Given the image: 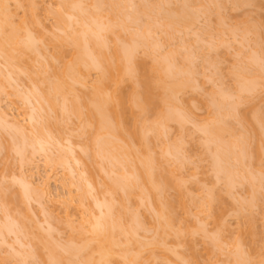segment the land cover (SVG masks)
<instances>
[{"label": "bare ground", "instance_id": "obj_1", "mask_svg": "<svg viewBox=\"0 0 264 264\" xmlns=\"http://www.w3.org/2000/svg\"><path fill=\"white\" fill-rule=\"evenodd\" d=\"M46 1L0 0V64L2 65L0 66L5 67L4 73L6 71L5 75L3 71H0V94L11 89L13 92L10 90V93L7 91L5 94L8 97L11 92L14 93V90L16 92L22 83V86L26 85V90L24 89L26 92L21 94L22 91L19 89L25 88L21 86L18 89L21 92L17 91V94L13 95L20 96L24 105L29 106L30 113L29 109L27 110L28 114L27 111L25 112V116L28 115L26 122L28 121V125L32 129L34 128L32 130L29 126L23 125L26 129L18 117L11 119L9 115L0 112V130L11 129L8 131L11 132L10 135L13 133L14 139L11 137L9 140L11 143L13 141L15 146L12 152L15 151L14 153L18 154L15 155L20 158L21 165L24 163L33 165L32 158L35 155H44L49 160L51 147L59 148L60 152L63 151L62 155L66 153L65 156H62L58 152L59 157L51 158L53 160L51 164L62 165L66 170H69L71 181L66 185L69 188L66 208L74 207L80 216L76 220L75 216L66 212L64 218L54 217L60 222L62 228L66 227L70 231L67 243H63L66 245L61 243L64 248L59 246L61 251L58 250L60 243L54 241L56 237L49 241V239L42 238L43 235L40 237L39 233L33 232L34 228L29 226L32 218L29 219L30 216L27 213L29 205L26 206V202L32 198L34 202L41 203V200H44L49 194L48 184H45L44 188H36L30 179L31 176L28 177L26 173H21L20 182L24 192L21 191V198L18 195L15 197L18 202H15L12 197L15 204L19 203L17 206L22 205V211L21 207L13 208L12 206L13 210L21 211L20 219L19 213L17 212L18 218H14L15 210L9 208L14 216L9 212L5 215L6 207L9 206L5 207L4 222L0 223V233H2L0 234L2 241L0 244L5 243L4 237L7 234H12L11 232L17 229L15 234L23 233L21 235L30 241V243L27 242L29 243L27 245L34 249L28 247V257L24 254L26 252L22 253L27 258L17 250V255H13V257L19 263L15 259L14 262L28 264L31 262V260L30 262L27 260L29 257L35 259V255H39L40 258H37L43 261L40 264H264V234L260 239L261 233L258 232L255 219L250 218L252 212L248 210L251 209H245L248 207L246 204L249 201L251 207L257 205L260 208L264 204V193L261 190L262 187L264 188V165L261 166V162L264 164V111L261 110V112L258 111V108H256L257 110L253 108L254 111L243 113V117L238 112L240 105L250 102V98L246 94L249 93L250 96V92L255 91L258 87L264 88V78L260 75L261 72H258L261 68H256L259 59L264 60V58L259 57L255 60L254 56L257 57V55L255 52L252 54L253 50H250L244 56L249 61L244 59L241 64L238 63L237 70L233 65L234 70L231 71L233 68L229 70L231 78H233L232 83H234L231 93L226 94L225 90L223 93L222 90H219L220 88L215 90L211 87L212 92L208 90L201 94L205 97V101L203 98L202 102L187 100L185 103V94L198 90L195 80L198 75L194 77L197 64L194 62L195 58L191 57L192 52L188 51L189 48L186 50L188 46L183 50L185 54L182 53V50L178 52L185 46H183L184 38H182L183 40L178 38L180 46L177 47L178 51H176V46L172 50L169 45V41L175 39L177 33L187 35L192 30V26L198 22L196 21L198 14L204 8L205 11H213L211 15L217 13V18L215 16L217 22L215 21L216 24H214L217 31L213 28L214 35L211 37L218 38V41L215 39L216 41L212 40V42H218L219 45L213 43L216 44L213 49L217 50V46L221 45L228 47L229 41L225 39L224 35L228 33L233 35L232 38L235 36L234 31L231 32L233 24L231 23L232 27L229 30V27L226 28L229 24L223 23L224 18L219 17L222 16V12L219 15L218 8L223 6V2L221 3V0H204L201 4L203 1L201 0L199 4L200 0H193L197 2H193L192 6L189 4L190 1L182 0L179 4L181 6L177 4L178 8H175L176 5L173 3L175 7L171 8L169 6L172 5L171 0H164L163 4L168 7L164 11L162 0H159L160 3L155 0L156 5L160 4L161 6V8L156 7L155 9L158 8L162 11L157 13L158 18L160 13L162 15L160 14L159 20L156 17L153 23L148 15L154 17L157 14L153 16L155 12L152 14L148 11L151 10V6L147 5L150 2L146 3L147 0L143 2L147 7L140 5L142 4L141 0H51L54 2L55 8L49 7L44 10L46 16L52 17L54 20V25L49 30L45 25L46 19L42 18L39 13L40 5ZM257 3L258 0H227L226 6L229 4L230 7H227L231 10L253 6L256 10ZM133 4L136 7L132 6ZM129 10L132 13H129ZM204 10L202 13L208 15ZM142 16L148 17L146 26H144L146 18ZM156 20L160 22L157 23ZM138 21H143L144 24L140 25L141 22L138 24ZM249 22L248 19L247 23ZM130 23H135L136 26L133 25L138 27L135 33L129 31ZM156 24L160 26L158 28L162 29L160 32L165 35L163 41L169 42L170 48H168L170 51L165 50L169 51L166 53L161 50L162 53L158 56L155 55V51L160 52L162 44L161 41L158 42L159 40L155 41L156 36L154 38ZM239 24H237L238 27ZM235 25L236 21L233 28V30L236 28V32H242L245 36L249 33L251 36L256 34V38H260V33L257 34L260 23L258 25L255 23L256 26L252 23V27H245L246 25L243 24L242 30H238L239 28ZM124 33H128L127 38H123ZM242 34L240 33V35ZM189 36L191 35L189 34ZM255 40H252L255 42L253 45H264L263 41L262 44L258 39V43ZM179 53L184 55L181 54L180 57ZM176 57H180L181 61L178 62ZM242 62L246 63L243 68L239 66L243 64ZM93 77L94 79H92ZM15 83L16 85L19 83V87H16ZM203 91L198 90L197 92ZM198 95L200 94L197 93ZM190 106L204 110L205 114L194 115V108L191 111ZM42 113H45V118ZM233 123L241 127L240 132L238 128L236 130ZM71 124H74L75 128H72L74 126ZM188 124L200 135L201 140L197 142L201 143V147L203 146V156L210 158L208 163L211 165L209 164L208 168L211 170V175L213 174V183L221 182V185L222 183L224 185V189L223 185L221 186V192L224 191L226 195L231 194L232 196L233 187L237 185L249 186L250 200L247 197L249 201H243L245 206L240 203L245 207L244 209L239 208L236 209L237 211L234 209V212L231 210L232 214L229 211L225 212L222 206L214 209L212 204L217 198L215 196L220 192L216 195L212 194L213 188L211 189V187H207L208 195L204 193L206 199L200 197L204 199L201 201L202 203L199 201L197 203L196 196L190 193L186 184L187 182L193 183L194 181L191 180H195L198 173L193 172L186 177L180 175L184 162L181 165L179 163L181 160L189 161L190 157L184 158L188 155L185 150L186 155L182 154L181 156L182 143L175 141L176 139L172 142L175 141L174 145L167 142L170 139L167 136L171 126H175L182 133ZM28 130L30 131L28 132ZM74 132L77 135L75 137L85 139L81 150L87 156V160L84 159L89 164L87 167L91 169V171L88 170L90 173L88 178L82 177L86 170L79 171L78 169L76 173L80 172V174H77L79 179L76 185L73 181L74 165H78L80 162L77 158L70 159L72 158L70 155H74V148L80 143L73 144ZM15 135L18 136V139L20 138V141L17 140L20 143H14L17 139ZM11 145L5 148H12L9 147ZM9 150L11 152V149ZM6 152L8 153L7 150ZM177 154L183 158L181 160L175 158L178 157ZM177 159L180 161L178 162ZM50 160L49 162H51ZM252 160L257 162V167H254L256 164ZM173 161L178 164L173 165ZM251 161L255 165L250 172L247 165L252 167ZM102 163L106 164L105 169V164L102 166ZM99 173H102L106 178L105 182H102L101 178L102 186L100 181L95 179L96 174ZM197 181V185L204 182L203 179ZM107 182L109 184L106 185ZM73 187L77 192V196L74 194L75 197H73ZM199 188H201L199 190L203 189L202 186ZM197 199H199L198 196ZM238 206L235 207L238 208ZM141 207L142 211L146 209L145 213H150L153 221L143 222L144 220L141 218L143 216L139 211ZM25 210L27 215L24 213ZM43 211H47V209L43 207ZM246 211L251 215L250 213L247 215ZM178 213L181 218L178 217ZM25 215L29 217L27 218ZM201 215L204 216L203 220H200L199 216ZM229 215H233L239 222L242 220L244 223L243 228H238L237 233L232 235L234 237H228L226 240L223 234L230 232L226 220ZM6 216H11L12 224L11 221H8L10 218L8 219ZM21 216L29 219V222L25 219L20 224L25 227L16 224L17 227L15 226L16 229H14V221L16 223H20L19 220L23 221ZM193 216L196 221L192 225L190 218ZM262 219L264 220V217ZM208 220L213 225L211 231L207 227ZM24 223H28V225L26 226ZM35 226L38 228L37 225ZM22 227L23 229H32L27 231L29 237H27L28 234L24 236L26 232L24 234L25 230ZM47 227L50 228L49 225ZM3 229H5L6 235L3 234ZM48 229L44 228V231L50 232ZM50 233L49 236H51ZM147 233L152 234L150 239H146L148 238L146 235H149ZM36 237L43 241L39 242L38 239H35ZM199 237L205 241L203 254L198 253L196 249V239ZM30 238L36 241L33 242ZM44 239L50 243L44 242ZM247 243L250 245L249 247H247ZM56 244L57 246H55ZM23 248L21 247V249ZM215 256L218 258L225 256L227 259H224L225 263H223V259H220V263L216 259L217 262H213L212 259ZM21 258L24 260L20 262Z\"/></svg>", "mask_w": 264, "mask_h": 264}, {"label": "rangeland", "instance_id": "obj_2", "mask_svg": "<svg viewBox=\"0 0 264 264\" xmlns=\"http://www.w3.org/2000/svg\"><path fill=\"white\" fill-rule=\"evenodd\" d=\"M138 1H140V0H138ZM148 1H150L151 2V4H149L150 2H148ZM164 0H162L161 1V3H162V9H164V11H165V9H168V7L167 6H165L163 3ZM170 1V0H169ZM168 1V2H169ZM181 1L182 0H171L170 1V3H172V5H169L171 8L172 7H175V5H176V7L175 8H178V6H181V5H179V4H181ZM190 1V2H189ZM192 1V2H191ZM225 1V2H224ZM142 4H140L141 6L143 5V6H145V7H147V5H149V7L151 8V10H148V9H150V8H148L147 10L149 11V12H151L152 14H153V16L154 15H156L157 13H159L161 10H159L158 8H161V6H160V4L159 5H156L158 2H159V0H158V2H157V0H156V2H155V0H147L146 1V3L148 2V4L147 5H145L143 2H145V0L144 1H140ZM188 2H189V4H191L192 6H193V2H197V1H193V0H188ZM199 2H201V0L200 1H198V3ZM203 2H204V0L201 2V4H203ZM221 3L223 2V6H221V8H218V12H219V15H220V13H221V15L222 16H219V17H221L223 20V23H227V27L226 28H228L229 27V30H231V32L232 31H234V38H232V36L233 35H229L228 33H226V35H224V36H226L225 37V39L227 40V41H229V45L231 46H229L228 45V47L227 46H225V45H223V46H225V47H223L222 45L221 46H217L218 48H217V50L216 49H213V47H214V45H216V44H213V43H217V45H219L218 44V42H212V40H214V41H216L218 38H214L213 39V37H211V35H214V31L212 32V29L214 28V26H215V28H217L216 27V25H214V24H216V19H215V16L217 15V13H216V11H214L216 14H213L214 15V17H213V15H211V12L213 13V11H208V10H204V8L201 10V12L198 14L199 16H198V18H197V20L196 21H198V22H195L196 24L195 25H193L192 26V30L187 34V35H183V34H181V35H179L180 33H177V35L175 36V39H172V40H170L169 42H164L163 41V39H164V37H165V35L164 34H162L160 31H162V29H160V28H158V27H160L159 25L157 26V24L155 25V27H157V29L155 28V27H153V28H155L156 29V31H154L155 32V34H154V38H155V36H156V39H155V41H158V42H160L161 41V44H162V46H161V48H160V52L157 50V51H155V55L156 56H158V54L160 55L162 52H161V50H163L164 52L163 53H166V52H169L170 50V48H169V46H168V43H169V45H170V47H171V49L174 47V46H176V51H178V48L177 47H180L179 46V39H181V40H183L182 38H184V41L185 42H183V48L182 49H179V51L178 52H180V50H182V53H184L185 54V52H183V50H184V48H186L187 46V48H186V50L189 48V50L188 51H191L192 52V56L191 57H194L193 59H194V62H195V64H197L196 65V71L194 70V77L195 76H197V77H195V80H196V84H197V86H198V90L199 91H203V92H197L198 90H196V92H194V93H186L185 94V98H186V100H185V103H187L186 101L187 100H189L190 102H195V101H197V102H202L203 101V98H204V101H205V97H203L201 94H203L204 92H207L208 90H209V92H210V90H211V92H212V89H215V90H217V88H220L219 90H222L223 91V93L225 92V91H227L226 92V94L227 93H231L232 91H233V86H234V83H232V80H233V78H231L232 76H231V73H230V69H232L231 71H233L234 70V67L236 68L237 66L236 65H238V63L239 64H241V61H244V59H245V61H249V60H246V58H244V56L246 55V54H248L247 52H250V50L253 52L252 54H254V52H255V55H257V57H255L254 56V58H255V60H256V58H264V56H262L263 54H264V45H262L261 46V44L259 45L260 47H262V48H260L258 45H256V46H258V48H260V50H258V48L257 49H255V45H253V43L255 44V42H253L252 40H255V38H256V34H254V32H252L253 34V36H255L254 38H253V36H251V33H249V34H246L247 36H245L244 34H242V32H240L242 35H244V36H242V35H240V33H238V32H236L235 30H236V28L233 30V28H234V23H235V21H236V27H238V25L237 24H239V29L238 30H242V28H243V24H245L244 26L245 27H252V23H254V25H255V23L258 25V23H260V26L258 25V31H257V34H259L260 33V38H256V40L255 41H257V39L259 40V42L260 43H262V41L264 42V0H258V3H257V6L258 7H255L256 8V10H254V8H253V6H251V8H249V7H243V8H239V9H236V10H231L230 8L228 9V7L227 6H229L230 7V5L229 4H227V6H226V3H227V0H221L220 1ZM133 3H134V1H133ZM160 3V2H159ZM173 3H175V5L173 4ZM197 3V4H198ZM135 4L136 5H138L136 2H135ZM135 4H133L132 6H134ZM177 4H178V6H177ZM196 4V3H195ZM195 4H194V6H195ZM200 4V3H199ZM198 4V6H200ZM205 4H206V1H205ZM136 5H135V7H136ZM140 5H138V6H140ZM156 5V6H155ZM174 5V6H173ZM152 6H154V7H152ZM160 6V7H159ZM165 6V7H164ZM210 6V5H209ZM55 8V4H54V2H52L51 0L49 1V0H47L44 4H41L40 5V9H39V13H40V15H41V17L42 18H45L46 20H45V25H46V27L50 30L52 27H53V25H54V20H53V18L52 17H49V16H46V14H45V9L46 8ZM134 7V9H137V8H135ZM156 7H158L157 8V10L155 9ZM169 7V9H171ZM211 7V6H210ZM209 7V8H210ZM213 7H215V6H213ZM152 8H154V9H152ZM130 9V8H129ZM138 9H139V7H138ZM174 9V8H173ZM172 9V10H173ZM211 9V8H210ZM215 9H216V7H215ZM214 9V10H215ZM221 9V10H220ZM252 9V10H251ZM131 10H132V7H131ZM203 10H204V12H206V13H208V15L207 14H204V13H202L203 12ZM212 10V9H211ZM247 10H249V11H247ZM134 11V10H133ZM132 13V11H130L129 10V13ZM149 12H148V14H149ZM162 12V11H161ZM254 13V14H253ZM151 14V15H152ZM161 15H162V13H160ZM159 14V16L161 17V15ZM142 17H145V16H142ZM148 17H150L151 18V21H153V23H154V19H156V17H157V20H159V18H158V14L156 15V16H154V17H151L150 15H148ZM148 17H145L146 19H145V24H144V22L143 21H138L137 23L139 24L140 22H141V24L140 25H142V24H144V26H146L147 24H146V22L148 21L147 19H148ZM210 17V18H209ZM149 18V19H150ZM153 18V19H152ZM216 18H217V16H216ZM204 19V20H203ZM248 19H249V23L251 24H249V23H247L248 22ZM142 20H144V19H142ZM156 20V21H157ZM161 20V19H160ZM244 20H246L247 22H245ZM216 21V22H215ZM158 22H160V21H157V23ZM209 22H210V24H209ZM239 22V23H238ZM242 22V23H241ZM148 23V22H147ZM231 23L233 24V28H231L232 26H231ZM135 25V23H130V27H129V31L131 32V33H135L136 31H137V28L134 26ZM137 24V25H138ZM249 24V25H248ZM206 25V26H205ZM241 25V26H240ZM261 25H263V26H261ZM134 28H133V27ZM139 26V25H138ZM208 26V27H207ZM212 26V27H211ZM225 26V25H224ZM256 26V25H255ZM255 26H253V27H255ZM213 29V30H215V31H217L216 29ZM231 28V29H230ZM241 28V29H240ZM257 28V27H256ZM159 29V30H158ZM209 29V30H208ZM154 30V29H153ZM198 30V31H197ZM228 30V29H227ZM237 30V31H238ZM129 31H128V33H129ZM159 31V32H158ZM207 31H209V32H207ZM210 31H211V33H213V34H211L210 33ZM127 33V34H128ZM158 33H159V35H158ZM205 33V34H204ZM233 33V32H232ZM238 33V34H237ZM127 34L126 33H124V37L123 38H127L128 36H127ZM189 34L191 35V36H189ZM228 34V35H227ZM158 35V36H157ZM210 35V36H209ZM127 36V37H126ZM164 36V37H163ZM224 36H223V38H224ZM230 36V37H229ZM198 37V38H197ZM210 37V38H209ZM215 37V36H214ZM241 37V38H240ZM251 37V38H250ZM179 38V39H178ZM194 38V39H193ZM206 38V39H205ZM190 39H191V41H190ZM192 39H193V41H192ZM196 39H198L197 41H196ZM216 39V40H215ZM224 39V40H225ZM230 39V40H229ZM241 39H242V42L240 43V41H241ZM165 40V39H164ZM207 40H208V42H207ZM231 40H233V41H231ZM209 41H211V42H209ZM218 41V40H217ZM178 42V43H177ZM182 42V41H181ZM226 42V41H225ZM176 45H175V44ZM185 43V44H184ZM206 43V44H205ZM209 43H212V44H210L209 45ZM256 43H258V41L256 42ZM160 44V45H161ZM193 44V45H192ZM202 44V45H201ZM227 44V43H226ZM243 44V45H242ZM263 44V43H262ZM178 45V46H177ZM181 45V44H180ZM213 45V46H212ZM238 45V46H237ZM167 46V47H166ZM197 46V47H196ZM199 46V47H198ZM201 46H203V47H201ZM207 46V47H206ZM165 47V48H164ZM254 47V48H253ZM169 48V49H168ZM175 48V47H174ZM196 48V49H195ZM211 48V49H210ZM215 48H216V46H215ZM228 48V49H227ZM237 50H235V49ZM159 49V48H158ZM169 50V51H165V50ZM204 49V50H203ZM239 49H242V50H240L239 51ZM255 49V50H254ZM173 50V49H172ZM194 50V51H193ZM196 50V51H195ZM258 51V53H257V51ZM209 51H210V53H209ZM212 51V52H211ZM227 51V52H226ZM234 51H236V52H234ZM191 52H189V53H191ZM238 52H241V53H239L238 54ZM181 53V54H182ZM186 53H188V52H186ZM194 53V54H193ZM236 53V54H235ZM246 53V54H245ZM257 53V54H256ZM259 53H260V55H259ZM181 54L179 53V55H180V57H181ZM184 54H182V55H184ZM178 55V56H179ZM207 55V56H206ZM238 55V56H237ZM259 55V56H258ZM249 56H250V53H249ZM179 57V58H180ZM200 57V58H199ZM247 57V56H246ZM178 57H176V59L178 60V62H179V60L181 61V59H179ZM203 58V59H202ZM237 58V59H236ZM216 60V61H215ZM219 60V61H218ZM209 61V62H208ZM258 61V60H257ZM177 62V63H178ZM217 63V64H216ZM235 63V64H234ZM237 63V64H236ZM243 63V62H242ZM259 63H260V66H259ZM179 64H182V63H179ZM208 64V65H207ZM222 64V65H221ZM246 63H243L242 65H239L241 68H243L244 67V65H245ZM1 65V64H0ZM186 65H187V63H186ZM205 65V66H204ZM233 65H234V67H233ZM2 66V65H1ZM0 66V68H1V70L0 71H3V73H4V70H5V67H1ZM188 66V65H187ZM220 66V67H219ZM230 66H231V68H230ZM186 67V66H185ZM204 67V68H203ZM214 67V68H213ZM195 68V67H194ZM201 68V69H200ZM238 68V67H237ZM237 68H236V70H237ZM256 68H261L260 70H258V72L260 73V75L264 78V60L262 59V60H260L259 59V61H258V66H256ZM213 70V71H212ZM235 70V71H236ZM197 74H196V73ZM216 72V73H215ZM5 73H6V71H5ZM5 73H4V75H5ZM202 75H201V74ZM196 74V75H195ZM200 74V75H199ZM215 75V76H214ZM203 76V77H202ZM229 76V77H228ZM210 77V78H209ZM203 78V79H202ZM212 78V79H211ZM92 79H94V77L92 78ZM217 80V81H216ZM222 84H220V83ZM21 83V82H20ZM219 83V84H218ZM19 84V83H18ZM18 84L16 85V83H15V86L17 87L18 86ZM23 84V83H22ZM22 84L20 85V87L19 88H21V86H22ZM24 84H25V82H24ZM218 85H220V86H218ZM26 86V85H25ZM24 85L22 86V88L23 87H25ZM28 86V85H27ZM213 86H214V88H213ZM226 86H227V88H226ZM15 87V88H16ZM211 87H212V89H211ZM19 88H17V90H16V92L18 91V92H21V94L23 93V92H26V91H24V89L26 90V87L25 88H23V90L22 89H19ZM230 88V89H229ZM7 89H9V88H7ZM6 89V90H7ZM21 90V91H19V90ZM11 89H9V91H10ZM225 90V91H224ZM8 91V90H7ZM7 91L4 93V94H0V98L2 99H0V112H2V113H5V114H7V115H9L10 116V118L12 119L13 117H18V119L20 120V122H21V124H22V126L24 125V126H26V127H30V125H28L29 123H28V121L26 122V119H27V114H28V111H29V113H30V108H28L29 106H27V104L26 105H24V102L22 101V98L20 97V96H14L15 94H17L16 92H15V90H14V93H12L11 92V94H12V96H11V94H10V96H8L7 97V95H5L6 93H7ZM8 91V93H10ZM234 91H235V87H234ZM256 94H255V93ZM196 93V94H195ZM197 93L198 94H200V95H198L197 96ZM234 93V92H233ZM232 93V94H233ZM14 94V95H13ZM232 94H230V95H232ZM252 94V95H251ZM255 94V95H254ZM3 95H5V96H3ZM195 95V96H194ZM247 96H248V98H250V102H246L247 104H242V105H240L239 106V114H241V116L243 115V113L244 114H247V113H249V112H251V111H254L256 108H258V111H264V88H260V87H258L255 91H252V92H250V96H249V93L248 94H246ZM197 96V97H196ZM246 96V97H247ZM17 97V98H16ZM201 97V98H200ZM254 98V99H253ZM202 99V100H201ZM191 100H193V101H191ZM188 101V103H190ZM252 102V103H251ZM250 103V104H249ZM256 103V104H255ZM258 103V104H257ZM256 106V107H255ZM257 106H259V107H257ZM191 107V106H190ZM243 107V108H242ZM192 108H194V110L192 109ZM253 108H255V109H253ZM262 108V109H261ZM29 109V110H28ZM245 109V110H244ZM28 110V111H27ZM193 110V112L195 113L194 115H198V116H200V115H204L205 114V112H204V110L202 111L201 109H196V107H191V111ZM257 110V109H256ZM27 111V112H26ZM261 111V112H262ZM25 112L27 113L26 115L27 116H25ZM197 112V113H196ZM43 114V113H42ZM45 114V113H44ZM44 114L42 115V116H44ZM35 116H36V114H35ZM244 116V115H243ZM242 116V117H243ZM240 117V116H239ZM44 118H45V116H44ZM38 119V118H37ZM40 120V119H39ZM235 122V121H234ZM72 123V122H71ZM236 123H233V125H235ZM23 126V127H24ZM71 126H74V127H72V128H75V125L73 124H71ZM236 126V130H237V128H238V131L240 132L241 130V127H239V125H235ZM234 126V127H235ZM26 127H24V128H26ZM10 128H8V130H9ZM27 129V128H26ZM25 129V130H26ZM30 129H32V127H30ZM34 129V128H33ZM32 129V130H33ZM8 130H0V223H1V221H2V223L4 222V211L6 210V208H7V210H6V214L5 215H7V213L9 212V214H12L11 212L12 211H9V209L11 210L12 209V206H13V208L14 207H17V208H20L21 206H17L18 204L16 203L15 204V202H18V201H16V198L15 197H18V196H20V198H21V191H22V183L20 182L21 180H20V175H21V173H26V176H31V180H32V182L34 183V185L36 186V188H44V186H45V184H48V186H47V188H48V190H49V194L44 198V200L42 199L41 200V203H37V201H35L34 202V199H30L29 201H30V203H29V201L28 202H26L27 203V205L26 206H28L27 208H28V211H27V213H28V215L30 216H28L29 217V219L30 218H32V219H30L31 221H30V223L31 224H29V226L31 227V228H34L33 229V232H35L36 234L37 233H39L38 235L41 237L42 235V238H46V239H49V241H52V240H54V238H55V240L54 241H57L58 243H60V245H58V250H60L61 251V249H59V246H60V248L61 247H63L64 248V246L63 245H66V243H67V239L69 238V236H70V231H68V228H62V225L60 226V222L58 221V220H56L54 217H59V218H64V216H65V213L66 212H68V213H70V215H72V216H75L74 217V219H78L79 218V216H80V214L79 213H77L76 212V210L74 209V207L73 208H69V209H67L66 207V201H67V199L69 198V195H68V192H69V188H68V186H66V185H68V183L71 181V175L69 174V170H66L65 168H64V166H60V165H58L57 164V166H56V164L54 165V164H51V163H53V160L52 159H54V156H55V158H57V157H59V154H63L62 152H60L59 151V148L58 149H56L55 147H51L50 149L52 150V151H50L49 153H50V155H49V157H50V161L51 162H49V160H47L48 158H46V156H44V155H35L32 159V163H33V165L32 164H25L24 163V165L22 166L20 163V158H17V156L15 155V154H17V153H14V152H12V150L13 149H15V148H13V147H15L14 145H13V141H12V143L10 142L11 140H9V138L11 139V137H13L14 135H10V133L11 132H9ZM11 130V129H10ZM176 130H178V129H176V127L175 126H171L170 128H169V130H168V139L169 140H167V142L168 143H170V144H173L174 145V143H175V141H179L180 142V144L182 143L183 144V146H182V144H181V151H180V154H181V156H182V154H183V156L184 155H186V152L188 153V155L185 157L184 156V158L186 159V158H188V157H190V158H188V160L190 159L191 160V162H190V160L189 161H185V160H181V158H183V157H179V155H178V157L176 156L175 158H178V159H180L181 160V162L179 163L180 165H181V163H183L184 162V164H183V168H181V174H180V170H179V174L180 175H183L184 177H186V176H188L189 174H191V173H193V172H195V174L196 173H198L197 174V178L199 179V180H201L202 181V179H203V184L201 183V185H200V183H198V185H197V182H199V181H197L198 179L196 178L195 180H191V181H194L193 183L192 182H187V184H186V186L188 187V189L190 190V193H192V195L194 194V196H196L195 197V199L197 200V203H198V201L200 202V203H202L201 201L202 200H204V199H202V198H200V197H205V199H206V195H208V188H210L211 187V189H212V194H214V195H216L217 193H219L220 192V194H217L216 196H215V198L217 197L218 198V203H217V198L215 199V201L213 202V208L215 209V208H218V207H220V206H222V209L224 208V210H225V212H228L229 211V213L231 212V214L234 212V209H235V211H237L239 208H245V207H243V206H245L244 204V202L245 201H247L248 200V198H249V196H250V192H249V186L247 187H245L244 185L242 186V185H237V186H235V187H233V189H232V196H231V194L230 195H226L225 193H224V191L223 192H221L222 191V187H223V189H224V185H223V183H222V185H221V182H218V183H216L215 182V184L213 183L214 181V177H213V174L211 175V173H210V168H208V167H210V163H208V161L210 160V158L209 157H207L206 158V156L204 155L203 156V151H204V149H203V146L201 147V143L199 144L198 142H200V135H198V132H196V131H194V128L190 125L189 126V124L187 125V128L181 133V131H176ZM27 131V130H26ZM30 130H28V132H29ZM27 133V132H26ZM181 133V134H180ZM236 133V135H237V131L235 132ZM7 134V135H6ZM74 134H75V132H74ZM197 134V135H196ZM73 135V134H72ZM182 135V136H181ZM75 136H77L76 134L75 135H73V139H75L74 140V142H73V144L75 143V145L76 144H78V143H80L79 144V146L77 145V146H75L76 148H74L75 150L73 151V154L74 155H70L72 158H70V159H73V158H77V159H79V162H80V164L78 163V165H74V169H75V173H74V179H73V181H74V183H75V185L77 184V181H78V173L80 174V172H78V173H76L77 171H78V169H79V171H81V169H83L82 171H84V170H86L85 171V173L82 175V177H89L90 176V173H89V171H91V169H89L88 167H87V165H89L88 164V162H86L85 160H87V156H86V154H84L83 152H82V150H81V147H83L84 146V140H83V138H79V137H75ZM181 136V137H180ZM15 137L17 138L15 141H14V143L15 142H18V141H20L19 139H18V136H16L15 135ZM75 137V138H74ZM178 137H180L179 139H178ZM191 138V139H190ZM13 139H14V137H13ZM72 139V138H71ZM73 139H72V141H73ZM176 139V140H175ZM199 139V140H198ZM18 140V141H17ZM173 140H175L174 141V143H172L173 142ZM181 140H184V141H182L181 142ZM186 140V141H185ZM8 141H9V143L10 144H12L11 146H9V147H12V148H9V149H11V152H10V150L9 149H7L8 148V145H10L9 143H8ZM170 141V142H169ZM192 141V142H191ZM198 141V142H197ZM18 143H20V142H18ZM16 144V143H15ZM176 144H178V143H176ZM194 144V145H193ZM199 144V145H198ZM192 145V146H191ZM4 147V148H3ZM5 147H7V148H5ZM191 147V148H190ZM17 148V147H16ZM184 148V149H183ZM211 149H213V148H211ZM6 150L8 151V153L6 152ZM186 152H185V151ZM202 151V152H201ZM58 152H59V154H58ZM179 153V152H178ZM9 154V155H8ZM56 154H57V156H56ZM66 154V153H65ZM65 154L64 155H62V156H65ZM202 154V155H201ZM18 155V154H17ZM207 155V154H206ZM69 156V157H70ZM75 156V157H74ZM80 156V157H79ZM199 156H200V158H199ZM197 157V158H196ZM203 157V158H202ZM174 158V159H175ZM19 159V160H18ZM46 159V160H45ZM82 160V162H81V160ZM85 159V160H84ZM178 159H177V161H178ZM197 159V160H196ZM172 160H173V157H172ZM179 160V161H180ZM245 160V159H244ZM247 160V159H246ZM250 160V159H249ZM248 160V162H250ZM178 161V162H179ZM194 163H193V162ZM199 161V162H198ZM252 161H254V160H252ZM252 161H251V163H252ZM264 161V160H263ZM178 162H176V161H173L172 162V164L174 165L175 163H176V165L178 164ZM247 162V161H246ZM247 162V163H248ZM255 162V161H254ZM254 162L252 163V167L251 166H249V164L247 165V167L250 169V172H251V170L254 168V167H257V162H255V164H254ZM55 163V162H54ZM90 163V162H89ZM251 163H250V165H251ZM262 164H261V166L262 165H264L263 164V162H261ZM84 164V165H83ZM103 164V163H102ZM105 164V163H104ZM104 164L102 165V166H104ZM210 164V165H209ZM246 164V163H245ZM244 164V165H245ZM81 165V166H80ZM208 165V166H207ZM255 165V166H254ZM54 166V167H53ZM84 166V167H83ZM198 166V167H197ZM254 166V167H253ZM81 167V168H80ZM85 167H87V168H85ZM259 167V166H258ZM106 168V164H105V166H104V169ZM197 168V169H196ZM252 168V169H251ZM77 169V170H76ZM199 169V170H198ZM89 170V171H88ZM254 170H256V169H254ZM197 171V172H196ZM209 171V172H208ZM254 172V171H253ZM256 172V171H255ZM82 173V172H81ZM103 173V172H102ZM102 173H99V174H96V176H95V179H96V181H100V183H101V178H102V182L104 181L105 182V180H106V178H104V176L102 175ZM69 174V175H68ZM178 174V175H179ZM256 174V173H255ZM254 174V175H255ZM75 175H77V176H75ZM199 175V176H198ZM204 175V176H203ZM209 175V176H208ZM259 175V174H258ZM256 176V175H255ZM260 176V175H259ZM99 177V178H98ZM105 177H107V176H105ZM17 178H19V179H17ZM108 178V177H107ZM201 178V179H200ZM213 178V179H212ZM99 179V180H98ZM109 180V179H108ZM261 180H262V177H261ZM197 181V182H196ZM218 181V180H217ZM19 182V183H18ZM196 182V183H195ZM100 183H99V185H100ZM262 183V182H261ZM264 183V182H263ZM107 184H109L108 182L106 183V185ZM189 184V185H188ZM214 184V185H213ZM66 187H65V186ZM103 185H105V184H103ZM205 187H204V186ZM263 185V184H262ZM21 186V187H20ZM101 186H102V183H101ZM198 186V187H197ZM200 186H202L203 187V189L202 190H199V189H201V188H199ZM219 186V187H218ZM222 186V187H221ZM264 186V185H263ZM208 187V188H207ZM68 188V189H67ZM198 188V189H197ZM73 189V191L75 192H73V197H75V195L77 196V192H76V188L75 187H73L72 188ZM247 189V190H246ZM213 190H214V192H213ZM217 190V191H216ZM261 190L263 191V193H264V188L262 187L261 188ZM206 191V192H205ZM22 192H24V190L22 191ZM201 193V194H200ZM206 195H205V194ZM262 193V194H263ZM75 194V195H74ZM196 194H198V195H196ZM200 194V195H199ZM222 194H224V195H222ZM247 194H249V195H247ZM18 195V196H17ZM22 195H24L23 193H22ZM203 195V196H202ZM264 195V194H263ZM25 196V195H24ZM23 196V197H24ZM197 196L199 197V199H197ZM225 196H226V199H224L225 198ZM14 198V200H15V202H14V200L12 201V199ZM248 197V198H247ZM19 198V199H20ZM228 198H232L231 200H229ZM76 199V198H75ZM220 199V200H219ZM233 199H235V200H233ZM8 200V201H7ZM24 200H25V197H24ZM249 200H250V198H249ZM248 200V201H249ZM263 200H264V196H263ZM26 201V200H25ZM205 201H207V200H205ZM244 201V202H243ZM12 202V203H11ZM14 202V203H13ZM68 202V201H67ZM214 203H216V204H214ZM240 203H242V205H240ZM247 203V202H246ZM249 203H250V201H249ZM249 203L248 204H246V206H248V207H246L245 209H247L248 210V208L249 209H251V210H248V211H250V212H252V215H251V213L250 212H248V211H246V212H248L247 213V215L250 213V215L252 216V217H250V218H252V219H255V222H256V226H257V228H258V232L259 233H261V235L259 236V238L261 239L262 237H263V234H264V220L262 219V217H264L263 215V213H264V204H263V207L262 206H260V208H259V206H257V205H254V206H250L249 205ZM9 204V205H8ZM203 204H206V203H204L203 202ZM238 204H239V206H238ZM218 205V206H217ZM6 206H9V207H6ZM26 206H23V207H26ZM31 206V207H30ZM214 206H217V207H214ZM235 206H238V208L237 207H235ZM240 206H242V207H240ZM250 206V207H249ZM6 207V208H5ZM43 207L44 208H46L47 209V211H43ZM151 207V206H150ZM261 207H262V210H261ZM9 208V209H8ZM144 208H146V207H144ZM233 208V209H232ZM258 208V209H257ZM24 209V208H23ZM26 209V208H25ZM229 209V210H228ZM237 209V210H236ZM13 210V209H12ZM15 210V211H14ZM13 211L16 213L15 215V217L14 218H18V216H17V214L19 213V219H20V212L22 211V207H21V211L20 212H18L17 210H19V209H14ZM27 210V209H26ZM26 210H25V214L27 215V213H26ZM143 210V208L141 207V209H139V211H140V215L141 216H143V217H141V218H143V222H145V223H148V222H150V221H153V220H151V216L149 215L150 213L148 212H146L145 213V211H147L146 209H145V211H142ZM231 210H233V212L231 211ZM24 211V210H23ZM4 212V213H3ZM13 212V213H14ZM18 212V213H17ZM245 212V213H246ZM262 214H261V213ZM143 213H144V215H143ZM9 214H8V216H9ZM179 214V216L178 217H180L181 215H180V213H178ZM13 215V214H12ZM23 215V214H22ZM25 215V216H26ZM149 215V216H148ZM8 216H6L8 219L10 218V220H8V221H11V224H12V219H11V216L10 217H8ZM14 216V215H13ZM24 216V215H23ZM23 216H21V218L23 217ZM53 216V217H52ZM27 217V216H26ZM26 217H23V221H21V220H19V222L20 223H16V221H14L15 223H13V225H14V227L16 226V224H21L22 222H24V220L26 219L27 220V222H29L28 220L29 219H27ZM200 217V220H203V217L204 216H199ZM198 217V218H199ZM254 217V218H253ZM13 218V217H12ZM140 218V219H141ZM150 218V219H149ZM181 218V217H180ZM260 219V220H259ZM6 220V219H5ZM14 220H17V219H14ZM50 220H52V221H50ZM142 220V219H141ZM146 220V221H145ZM199 220V221H200ZM226 220H227V222H228V226L230 227V232H228V234H226V233H224L223 235H224V237L226 238V240H227V238L228 237H234V236H232V235H235L236 233H237V230H239L238 228H243L242 226H243V221L242 220H240L241 222H239V220L236 218V217H234L233 215H229V216H227L226 217ZM238 220V221H237ZM244 220V219H243ZM7 221V222H8ZM195 221H196V218H195V220H194V216L193 217H191L190 218V223L192 222V225L193 224H195ZM198 221V220H197ZM209 221V222H208ZM207 221V223H208V225H207V227H208V230H212L213 228V225H212V223L210 222V220H208ZM18 222V221H17ZM239 222V223H238ZM6 223V222H5ZM9 223V222H8ZM34 223H36L35 225H37V227L39 228L40 226V228L41 229H43V230H41L40 228L38 229V228H36V226L35 225H33ZM153 223V222H152ZM199 223V222H198ZM7 224V223H6ZM24 224H26V226L28 225V223H24ZM196 224H197V222H196ZM23 225V224H22ZM22 225H20V226H22ZM49 225V229H48V226ZM50 225H52V226H50ZM239 225H240V227H239ZM0 226H1V224H0ZM10 226V225H9ZM24 227H25V225H23ZM28 226V227H29ZM35 226V227H34ZM13 227V226H12ZM13 227V228H14ZM17 227V226H16ZM16 227L14 228V229H16ZM57 227V228H56ZM2 228V227H1ZM36 228V229H35ZM44 228L45 229H48L50 232H47V230H46V232L44 231ZM19 229H20V227H19ZM22 229H23V227H22ZM1 230V229H0ZM3 230H4V232H3ZM2 230V232H3V234L5 233V229H3ZM17 230V229H16ZM16 230H14V231H12L11 233L12 234H7V233H5V237H4V240H5V243L4 244H0V264H16L15 262H14V257H13V255L15 256V254L18 252L17 250H19V253H20V251H21V254L22 253H24V252H26V253H24V254H26L27 255V251H29V248L28 247H32V246H30V245H27V244H29L30 243V241H28L26 238H24L21 234H23V233H21V234H15L16 233ZM23 230H25L24 231V234H25V232H26V235H24V236H27V231L28 230H32V229H23ZM22 230V231H23ZM39 230H41V231H39ZM9 231V230H8ZM11 231V230H10ZM36 231H38V232H36ZM60 231V232H59ZM63 231V232H62ZM34 233V234H35ZM40 233H41V235H40ZM50 233V235L51 236H49L48 234ZM0 234H2V233H0ZM47 234V235H46ZM147 234H149V235H146V237H148V238H146V239H150L151 237L150 236H152V234L150 235V233H147ZM16 235V236H15ZM38 235H34V236H38ZM2 236V235H1ZM30 235L28 234V236L27 237H29ZM33 236V237H34ZM49 236V237H48ZM53 236V237H52ZM144 236H145V234H144ZM19 237V239H21V240H19V239H17ZM22 237V238H21ZM32 237V236H31ZM150 237V238H149ZM231 238H229V239H231ZM31 239V238H30ZM36 240L38 239L37 237L35 238ZM46 239H44L45 241L44 242H46L47 240ZM198 239V238H197ZM196 239V241H197V244H196V249H197V252L199 253L200 252V254H203L204 252H205V250H204V240H201V238L199 237V239L197 240ZM32 240V239H31ZM36 240H34V241H36ZM200 240H201V242H200ZM33 241V240H32ZM31 241V244H33V242ZM38 241L40 242V241H43V240H41V239H38ZM0 242H2L1 240H0ZM21 242V243H20ZM27 242H29V243H27ZM48 242V241H47ZM56 242V243H57ZM64 242H66L65 244H63ZM203 242V243H202ZM48 243H50V242H48ZM54 243V242H53ZM61 243L63 244V245H61ZM27 245V246H25V245ZM53 245V244H52ZM247 247H249L250 245L247 243ZM23 248L24 246V248L23 249H21V247ZM55 246H57V244L55 245ZM33 248V247H32ZM62 248V249H63ZM34 249V248H33ZM16 250V251H15ZM57 250V251H58ZM204 250V251H203ZM14 251H15V253H14ZM31 251V250H30ZM59 251V252H60ZM36 253H37V251H35ZM203 252V253H202ZM13 253V254H12ZM18 253V254H19ZM30 253V252H29ZM35 253V254H36ZM24 254H22V255H24ZM17 255V254H16ZM20 256V255H19ZM25 256V255H24ZM26 257V256H25ZM24 257V258H25ZM27 257H28V255H27ZM26 257V258H27ZM37 257H39V255H35V259H30V257H29V259H27L29 262H30V260H31V262L30 263H28V264H31L32 262V264H34V262H35V264H36V262H37V264L39 263L40 264V262L42 261V259L41 260H39ZM40 258V257H39ZM213 258V257H212ZM5 259V260H4ZM215 259L220 263L221 262V260L223 261V263H225V261H224V259L226 260L227 258L225 257V256H220L219 258H218V256L216 257H214L213 259H212V261L213 262H217V261H215ZM221 259V260H220ZM12 260V261H11ZM20 260V262H21V260H24V259H19ZM26 260V261H27ZM9 261V262H8ZM15 261H17L18 263H19V261L18 260H16L15 259ZM43 262V261H42ZM228 261H226V263H227ZM17 263V264H18ZM229 263V262H228ZM21 264V263H20ZM41 264H43V263H41ZM220 264H222V263H220Z\"/></svg>", "mask_w": 264, "mask_h": 264}]
</instances>
